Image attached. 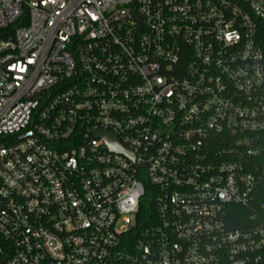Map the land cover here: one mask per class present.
Returning a JSON list of instances; mask_svg holds the SVG:
<instances>
[{
    "label": "built area",
    "instance_id": "built-area-1",
    "mask_svg": "<svg viewBox=\"0 0 264 264\" xmlns=\"http://www.w3.org/2000/svg\"><path fill=\"white\" fill-rule=\"evenodd\" d=\"M0 264H264V0H0Z\"/></svg>",
    "mask_w": 264,
    "mask_h": 264
},
{
    "label": "water",
    "instance_id": "water-1",
    "mask_svg": "<svg viewBox=\"0 0 264 264\" xmlns=\"http://www.w3.org/2000/svg\"><path fill=\"white\" fill-rule=\"evenodd\" d=\"M106 141V147L113 148L120 152H126L120 145L116 136L112 134H102Z\"/></svg>",
    "mask_w": 264,
    "mask_h": 264
},
{
    "label": "trees",
    "instance_id": "trees-1",
    "mask_svg": "<svg viewBox=\"0 0 264 264\" xmlns=\"http://www.w3.org/2000/svg\"><path fill=\"white\" fill-rule=\"evenodd\" d=\"M152 196L149 194L148 196H147V198H146V201H145V203H144V207L146 208L145 210H149V209H151V206H152V198H151ZM146 212V211H145Z\"/></svg>",
    "mask_w": 264,
    "mask_h": 264
}]
</instances>
